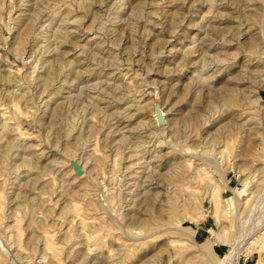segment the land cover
Returning a JSON list of instances; mask_svg holds the SVG:
<instances>
[{"label": "rangeland", "instance_id": "obj_1", "mask_svg": "<svg viewBox=\"0 0 264 264\" xmlns=\"http://www.w3.org/2000/svg\"><path fill=\"white\" fill-rule=\"evenodd\" d=\"M263 230L264 0H0V264H264Z\"/></svg>", "mask_w": 264, "mask_h": 264}, {"label": "bare ground", "instance_id": "obj_2", "mask_svg": "<svg viewBox=\"0 0 264 264\" xmlns=\"http://www.w3.org/2000/svg\"><path fill=\"white\" fill-rule=\"evenodd\" d=\"M131 17V16H130ZM129 29V28H128ZM65 32V31H64ZM55 34V33H54ZM56 36V35H55ZM68 36V35H67ZM56 39V38H55ZM75 44V43H74ZM76 47V46H75ZM56 51V50H55ZM94 58V57H93ZM42 62V61H41ZM59 63V62H58ZM53 64V63H52ZM11 74V73H10ZM56 74V73H55ZM42 81V80H41ZM10 83V82H9ZM72 83V82H71ZM70 83V84H71ZM9 90V89H8ZM34 97V96H33ZM116 100V99H115ZM255 101L257 102V101H260L261 102V99H260V97L259 96H257L256 97V99H255ZM26 106V105H25ZM16 109V108H15ZM53 109V108H52ZM15 112H16V110H15ZM30 113V112H29ZM57 114H58V112H56ZM11 114V113H10ZM15 114V113H14ZM19 114V113H18ZM18 114H16V116L18 115ZM56 114V115H57ZM55 118H56V116H55ZM28 123V122H27ZM29 123H30V121H29ZM3 134V133H2ZM6 138V137H5ZM19 144V143H18ZM168 147V146H167ZM18 149V148H17ZM4 152V151H3ZM15 155V154H14ZM33 165V164H32ZM216 165V164H215ZM149 167V166H148ZM41 170V169H40ZM148 171V170H147ZM18 172V171H17ZM24 172V171H23ZM41 172H43V171H41ZM40 172V173H41ZM198 172V171H197ZM26 173V172H25ZM201 173V172H200ZM219 173V172H218ZM240 173H242V172H240ZM202 174V173H201ZM196 175V174H195ZM222 176H224V175H222ZM33 177V176H32ZM221 177V176H220ZM29 178V177H28ZM193 178H195L194 176H193ZM221 179H224V178H221ZM196 181V180H195ZM35 182V181H34ZM223 183H225V182H223ZM227 184V183H226ZM227 187V186H226ZM206 188L208 189V193L211 195V197H213L215 194H216V191H215V187H213V185L211 184V183H208V185L206 186ZM228 188V187H227ZM47 191V190H46ZM232 192H234V191H232ZM235 193V194H234ZM233 194H234V196H233V198H234V201H233V203L232 204H229L228 206L229 207H231V208H234L235 207V209L237 210V207L238 208H240V200H241V197H240V194L239 193H237V192H234ZM33 197V196H32ZM29 198V197H28ZM34 198V197H33ZM32 200V199H31ZM20 207V206H19ZM236 214V213H235ZM238 215V214H237ZM23 216V215H22ZM236 216V215H235ZM35 218V217H34ZM264 231V230H263ZM260 236V235H259ZM256 239V238H255ZM234 241V240H233ZM172 246H174V245H172ZM175 248L177 247V246H174ZM179 247V246H178ZM176 248V249H179L178 251L179 252H177L178 254L182 251V250H180L181 248V246L179 247V248ZM238 247V246H237ZM174 248V249H175ZM197 248H198V250L201 252V254L203 255V256H205L206 258H209V257H213V256H215V254L214 253H212V247H211V243H209L208 245H203V246H197ZM184 250V249H183ZM232 250H234V249H232ZM177 251V250H176ZM235 251V250H234ZM233 251V252H234ZM56 252V251H55ZM207 260V259H206ZM208 261H209V259H208Z\"/></svg>", "mask_w": 264, "mask_h": 264}, {"label": "water", "instance_id": "obj_3", "mask_svg": "<svg viewBox=\"0 0 264 264\" xmlns=\"http://www.w3.org/2000/svg\"><path fill=\"white\" fill-rule=\"evenodd\" d=\"M156 113L158 115V123H159V125H161L163 123V118H162V115L160 113V110L157 109ZM74 171H75L76 175H79L80 172H79V170H78V168L76 166H74Z\"/></svg>", "mask_w": 264, "mask_h": 264}]
</instances>
